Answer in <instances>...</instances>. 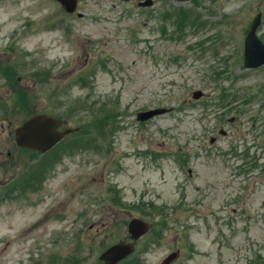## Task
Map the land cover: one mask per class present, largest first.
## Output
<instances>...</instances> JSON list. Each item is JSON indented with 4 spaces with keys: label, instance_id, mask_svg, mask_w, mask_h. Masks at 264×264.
<instances>
[{
    "label": "rangeland",
    "instance_id": "1",
    "mask_svg": "<svg viewBox=\"0 0 264 264\" xmlns=\"http://www.w3.org/2000/svg\"><path fill=\"white\" fill-rule=\"evenodd\" d=\"M142 1L0 0V264H102L134 218L154 228L120 264H264V0ZM32 112L80 132L22 150Z\"/></svg>",
    "mask_w": 264,
    "mask_h": 264
},
{
    "label": "water",
    "instance_id": "2",
    "mask_svg": "<svg viewBox=\"0 0 264 264\" xmlns=\"http://www.w3.org/2000/svg\"><path fill=\"white\" fill-rule=\"evenodd\" d=\"M68 11H75L78 0H60ZM184 1V0H182ZM153 0H147L142 5H152ZM261 21L259 14L253 22L251 31L246 38V66L258 67L264 64V44L257 38L256 30ZM201 91L195 93V97H200ZM169 111L167 108H157L139 113V119H150L153 116ZM62 120L50 116L49 114H37L26 120L16 131L17 142L20 146L30 147L45 151L53 147L65 134L71 132L70 129L59 131ZM152 224L144 222L142 219H133L130 223V232L134 239L146 233ZM135 250L131 242L121 241L114 244L101 255L103 264H117L121 259L127 257ZM177 254L173 253L167 261H170Z\"/></svg>",
    "mask_w": 264,
    "mask_h": 264
},
{
    "label": "trees",
    "instance_id": "3",
    "mask_svg": "<svg viewBox=\"0 0 264 264\" xmlns=\"http://www.w3.org/2000/svg\"><path fill=\"white\" fill-rule=\"evenodd\" d=\"M189 20V19H188ZM183 21H185V19H183ZM179 25H178V29L179 30H182V33L184 32V24L181 22V21H179V23H178ZM6 69H8L7 67H6ZM13 74V73H12ZM37 74V73H36ZM12 80H14V79H12ZM42 80V81H41ZM40 81L43 83V78H40ZM31 96V94H29V93H27L26 91H24V90H20V91H18L17 92V98H16V104L14 103L13 105H15V106H21V104L22 105H24V101H25V104L27 103V100H28V98ZM14 106V107H15ZM132 259H134V258H131V259H129V260H127L126 262H128V261H130V260H132Z\"/></svg>",
    "mask_w": 264,
    "mask_h": 264
}]
</instances>
